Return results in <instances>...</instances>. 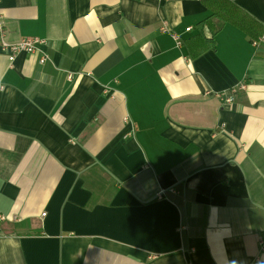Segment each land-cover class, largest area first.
<instances>
[{
    "label": "crops",
    "instance_id": "0c3cea01",
    "mask_svg": "<svg viewBox=\"0 0 264 264\" xmlns=\"http://www.w3.org/2000/svg\"><path fill=\"white\" fill-rule=\"evenodd\" d=\"M207 1L0 0V264H264V0Z\"/></svg>",
    "mask_w": 264,
    "mask_h": 264
},
{
    "label": "built area",
    "instance_id": "2783aa9c",
    "mask_svg": "<svg viewBox=\"0 0 264 264\" xmlns=\"http://www.w3.org/2000/svg\"><path fill=\"white\" fill-rule=\"evenodd\" d=\"M5 23L3 17L0 15V50L1 52L7 57L8 61L12 63L18 54H27V55H37L38 56V63L43 65L50 61L49 55L43 49L46 41L44 39H40L38 37H26L22 38L15 43H9L6 41V33H5ZM162 32L166 31V28L161 29ZM190 28L186 29L189 31ZM173 38L176 42V46L180 47L182 45V41L180 38L174 34ZM261 42L260 40L254 41L253 45L257 47ZM69 79H72V75H68ZM245 85L239 84L236 88L231 89L228 94L223 95L221 98L224 99L225 103H231L233 95L236 93L237 90H244ZM107 91V90H105ZM207 94H210L207 92ZM5 217L0 215V221H4ZM17 219H15L16 221ZM264 241H260V247L263 248ZM187 264H192L191 261H188Z\"/></svg>",
    "mask_w": 264,
    "mask_h": 264
},
{
    "label": "trees",
    "instance_id": "16d2710c",
    "mask_svg": "<svg viewBox=\"0 0 264 264\" xmlns=\"http://www.w3.org/2000/svg\"><path fill=\"white\" fill-rule=\"evenodd\" d=\"M207 5L212 9L211 17H217L223 23L228 22L236 26L238 29L243 31L244 33L250 36L251 40H257L259 36L262 34V27L255 22L251 17H249L244 11L236 7L234 4L229 2L228 0H209L207 1ZM201 35L197 34L194 36L196 43L199 42ZM192 39V38H191ZM191 45L188 46V52L190 54V58H195L201 54L204 50L203 48H197L193 51Z\"/></svg>",
    "mask_w": 264,
    "mask_h": 264
}]
</instances>
